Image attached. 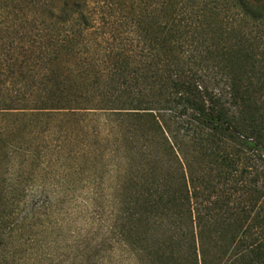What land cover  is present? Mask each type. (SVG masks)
<instances>
[{
  "label": "trees",
  "instance_id": "16d2710c",
  "mask_svg": "<svg viewBox=\"0 0 264 264\" xmlns=\"http://www.w3.org/2000/svg\"><path fill=\"white\" fill-rule=\"evenodd\" d=\"M90 4L60 0L44 15L46 35L0 42V264H19L21 251L42 247L34 228L43 225L49 198L28 189L39 142L25 147L10 137L29 129L28 138H37L43 119L54 128L68 119L67 131L77 138L76 126L94 116L102 117L109 155L136 137L134 129L123 130L129 116L140 123V137L177 164L175 184L153 206L130 205L143 198L149 206L151 190L128 201L130 195L116 196L110 229L117 242L131 244L143 260L147 247L135 245L140 236L126 230L125 220L161 217V204H168L190 251L160 253L152 264H206L205 212L215 215L217 207L205 211L204 177L192 171L188 147L207 160L200 170H215L222 184L240 180L249 166L241 159L264 150V0H156L154 12L130 4L132 11L112 15L107 25ZM98 134L83 138L89 143ZM89 149L91 157L106 154Z\"/></svg>",
  "mask_w": 264,
  "mask_h": 264
},
{
  "label": "rangeland",
  "instance_id": "374dc122",
  "mask_svg": "<svg viewBox=\"0 0 264 264\" xmlns=\"http://www.w3.org/2000/svg\"><path fill=\"white\" fill-rule=\"evenodd\" d=\"M89 1L90 11L100 16L104 25L113 20L112 15L120 17L132 8L154 12L156 3V0ZM59 4L60 0H0V42L19 43L23 36L35 39L46 35L44 15L50 7ZM113 28H118L116 22ZM69 122L73 121L66 119L54 128L53 123L43 119L42 132L37 138H28L29 129L10 137L25 147L34 148L39 142L40 157L27 164L28 169H33L28 189L32 193L43 191L49 197L43 225L34 228L36 232L40 229L42 247L21 251L23 260L19 264H140V261L152 264L160 253L172 252L177 256L190 251L183 229L175 225L168 204L160 203L166 208L161 217L151 212L145 218L142 216L140 222L137 217L125 220L126 230L133 229L140 236L135 245L147 247L143 260L140 253L130 250L131 244L118 243L110 229L118 194L130 195L128 201L132 195H145L151 190L149 206L143 198L132 199L130 204L151 207L163 188L175 184L178 171L174 158L162 152L156 143L144 141L140 137V123L129 116L123 117V130L134 129L136 137L123 139L121 150L110 155L107 151L110 145L101 140L104 132L101 116L88 119L83 128L76 126L80 134L77 138L67 131ZM87 132L99 134L90 137L87 143L88 138H83ZM90 146L98 153L106 150V154L88 156ZM188 148L192 171L204 177L201 192L205 211L212 205L217 207L215 215L205 212V263L264 264V150L249 154L247 160L241 159L249 166L242 176L236 177L240 180L222 184L215 170L206 167L200 170L207 160L191 145ZM79 151L84 155L73 158ZM21 160V156L12 159L16 164ZM215 189L219 192L216 198L212 192Z\"/></svg>",
  "mask_w": 264,
  "mask_h": 264
}]
</instances>
